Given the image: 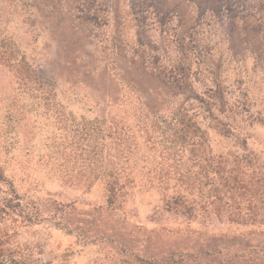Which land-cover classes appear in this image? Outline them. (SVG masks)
<instances>
[{
	"label": "rangeland",
	"instance_id": "1",
	"mask_svg": "<svg viewBox=\"0 0 264 264\" xmlns=\"http://www.w3.org/2000/svg\"><path fill=\"white\" fill-rule=\"evenodd\" d=\"M71 1L0 0V56L24 55L42 84L58 77L54 106L68 120L60 124L33 98L31 83L19 85L13 69L0 65V199L12 207L0 214V230L8 245L42 264H208L201 251L213 244L216 259L229 247L249 253L232 264H264V187L256 184L264 179V0H89L97 11L91 25L79 11L77 22L65 21ZM182 45L191 58L179 53ZM179 59L192 61L199 95L224 89L223 113L211 118L193 103L192 112L206 131L212 165L221 157L231 169L238 160L245 184L216 200L205 185L201 197L194 193L191 219L166 210L146 165L185 164L196 182L211 163L204 156L164 161L157 145L155 159L146 142L140 159L148 160L135 161L133 182L114 202L103 177L89 187L77 177L80 119L107 115V104L120 107V117L153 104L160 93L154 75ZM108 143L105 156L122 151ZM120 176L125 183L129 168ZM233 218L239 224L228 222Z\"/></svg>",
	"mask_w": 264,
	"mask_h": 264
},
{
	"label": "trees",
	"instance_id": "2",
	"mask_svg": "<svg viewBox=\"0 0 264 264\" xmlns=\"http://www.w3.org/2000/svg\"><path fill=\"white\" fill-rule=\"evenodd\" d=\"M77 11L80 12L78 18L83 25H91L96 20L97 11L93 1L82 0L78 8L77 0L68 2L65 11V21L71 22L74 20L77 22ZM162 22H164L163 17L160 19V23ZM187 45H182L179 50V53L185 59L191 58L189 52L192 49H187ZM183 60L179 59L168 69H163L157 75L153 74L160 81V93L157 94L158 100L156 99L153 104L143 103L142 107L129 113V115L123 111L124 115L122 117L116 113V110L120 107L107 104L105 105V108L107 107V115L95 117L92 120L81 118L80 123H77V161L80 162V168L77 169V177L79 181L84 179V183L88 187L99 177H103L109 193V202H114L113 199L116 196L122 195L123 188L133 182L134 172L137 170V167H134V163L137 160H142L140 159L142 158L140 150L146 142L152 143L147 149L153 153L151 156L155 159L158 145L161 147L160 157L164 161L172 162V160H177V156L179 159L176 162L187 160L186 162L197 163L202 159V156H204V162L211 161L208 167L200 165L201 171L196 173V176H199V179L196 178L198 182L192 179L191 170L185 164L179 166L169 163V165L165 164L159 169L156 165L152 167L146 165V174L151 175L152 173L153 179H156L157 182L156 187L163 191L167 211L174 209L178 213L187 215V219H191L193 205L197 202L196 196L200 195L199 197H201L205 185H210L207 193L208 199L210 197L216 200L221 199L220 197L223 193L224 195L230 193L233 196L235 192L238 193L239 185L244 184L243 180L240 179L242 178L241 175L243 176V172H237L239 167L238 160L232 161L234 168L231 169H225L224 164H221L223 162L221 157L218 159L220 164L217 167L212 165L214 157L207 155V153L209 154V150H207L209 147L207 145L206 131L202 129L196 119V115L192 112V106L195 104V106L197 105L196 107L204 109L203 111L211 118L216 111L223 113L225 104L224 89L216 86L213 92L210 89L211 96L205 98L199 95L194 89V81L189 76L192 61L189 60L186 63ZM0 65L13 69V77L19 85L31 83L32 86L28 90H31L33 98L43 100L48 112H55L53 114L58 117L60 124H65L68 121L64 119V111L54 106L57 97L56 79L58 77H44V84H42L40 78L37 77L36 71L28 63L24 55L16 56L13 53L6 55V53L2 52ZM38 82H40L39 85H37ZM39 86L44 87L40 88ZM221 126L223 127V124ZM141 138L143 139L142 142L139 141ZM105 140L109 141L108 145L113 143L118 148L123 146L120 149L122 151L105 156L103 153ZM208 156L210 157L205 159ZM147 160L148 158L142 161L146 163ZM224 162L226 163V159H224ZM128 168L130 176L125 183H121L120 175ZM204 179L206 180L203 183ZM261 181L263 184L261 186L264 187V179L258 180L256 184L259 185ZM220 185H222V188L227 187V190L224 191ZM194 193L197 195L195 196ZM253 193L256 194V192L251 194ZM261 194H264V189ZM11 210V200H6L2 197L0 199V214L7 215ZM238 220L233 218L228 219V222L239 224ZM252 222H256V220ZM252 222L249 224L252 225ZM245 223H248V221H245ZM258 223L261 225L260 222ZM221 237L219 236V239H217L218 242ZM227 240L225 238L221 242ZM8 242L9 239L6 232L0 230V264H42L40 261L31 259L29 255H24L16 248L8 245ZM214 245L210 249L201 251L204 258L211 259L208 264H232L233 261L249 257V253L244 252V249L232 251L229 247H225L220 250V257L216 259L217 256L213 253L217 246L215 245L216 247H214Z\"/></svg>",
	"mask_w": 264,
	"mask_h": 264
}]
</instances>
